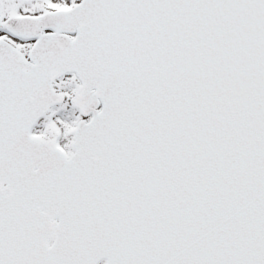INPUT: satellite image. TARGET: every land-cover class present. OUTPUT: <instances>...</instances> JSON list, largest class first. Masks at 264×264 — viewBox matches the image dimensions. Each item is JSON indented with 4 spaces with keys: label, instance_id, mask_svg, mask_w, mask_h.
Wrapping results in <instances>:
<instances>
[{
    "label": "snow or ice",
    "instance_id": "snow-or-ice-1",
    "mask_svg": "<svg viewBox=\"0 0 264 264\" xmlns=\"http://www.w3.org/2000/svg\"><path fill=\"white\" fill-rule=\"evenodd\" d=\"M0 264H264V0H0Z\"/></svg>",
    "mask_w": 264,
    "mask_h": 264
}]
</instances>
